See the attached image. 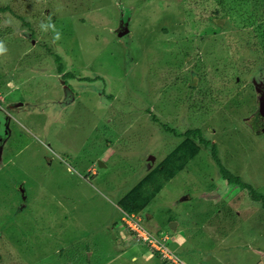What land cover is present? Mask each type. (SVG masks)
<instances>
[{
	"label": "rangeland",
	"instance_id": "1",
	"mask_svg": "<svg viewBox=\"0 0 264 264\" xmlns=\"http://www.w3.org/2000/svg\"><path fill=\"white\" fill-rule=\"evenodd\" d=\"M252 1L0 0V264H164L118 204L189 130L208 145L143 227L188 264H264V204L221 173L264 197Z\"/></svg>",
	"mask_w": 264,
	"mask_h": 264
},
{
	"label": "trees",
	"instance_id": "2",
	"mask_svg": "<svg viewBox=\"0 0 264 264\" xmlns=\"http://www.w3.org/2000/svg\"><path fill=\"white\" fill-rule=\"evenodd\" d=\"M253 7L257 13L262 10V15H260L261 23L257 28V32L254 37L252 36L251 40L249 38L251 51L257 52L258 46L264 47V0H254ZM0 10L11 11L8 7L0 8ZM208 16L211 19H216L221 17V14L212 10ZM261 119L262 114L256 116L257 121ZM203 145H208V142L201 138L200 130L187 131L176 148L168 153L158 166L149 172L119 201V208L125 214H139L144 211L151 201L160 194L166 183L184 171L190 161L199 155ZM221 173L230 184L241 186L249 191L253 198L264 204V197L255 192L251 186L243 183L238 176L225 168L221 169Z\"/></svg>",
	"mask_w": 264,
	"mask_h": 264
},
{
	"label": "built area",
	"instance_id": "3",
	"mask_svg": "<svg viewBox=\"0 0 264 264\" xmlns=\"http://www.w3.org/2000/svg\"><path fill=\"white\" fill-rule=\"evenodd\" d=\"M123 221L134 238L158 254L164 264H188L166 244L168 238H158L147 231L138 214L123 213Z\"/></svg>",
	"mask_w": 264,
	"mask_h": 264
},
{
	"label": "water",
	"instance_id": "4",
	"mask_svg": "<svg viewBox=\"0 0 264 264\" xmlns=\"http://www.w3.org/2000/svg\"><path fill=\"white\" fill-rule=\"evenodd\" d=\"M128 34H129V24H127V23L121 24L119 29L116 32V36L118 38H122ZM257 134L258 135L264 134V116L262 117V120H261L260 124L258 125ZM173 228L175 229V226Z\"/></svg>",
	"mask_w": 264,
	"mask_h": 264
},
{
	"label": "clouds",
	"instance_id": "5",
	"mask_svg": "<svg viewBox=\"0 0 264 264\" xmlns=\"http://www.w3.org/2000/svg\"><path fill=\"white\" fill-rule=\"evenodd\" d=\"M59 38V37H57ZM4 52H6V48L4 47V45L2 43H0V54H3Z\"/></svg>",
	"mask_w": 264,
	"mask_h": 264
},
{
	"label": "crops",
	"instance_id": "6",
	"mask_svg": "<svg viewBox=\"0 0 264 264\" xmlns=\"http://www.w3.org/2000/svg\"><path fill=\"white\" fill-rule=\"evenodd\" d=\"M179 241V240H178ZM181 243V241H179Z\"/></svg>",
	"mask_w": 264,
	"mask_h": 264
}]
</instances>
